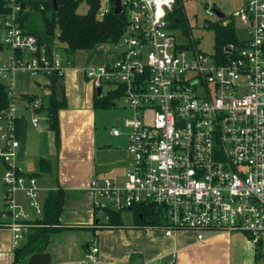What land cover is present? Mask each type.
<instances>
[{"label": "built area", "instance_id": "obj_1", "mask_svg": "<svg viewBox=\"0 0 264 264\" xmlns=\"http://www.w3.org/2000/svg\"><path fill=\"white\" fill-rule=\"evenodd\" d=\"M183 1L120 0L127 24L110 44L112 55L84 67L85 78L95 90L101 88L100 95L104 87L120 91L118 100L132 112L121 120L124 132L111 127L113 135L124 133L127 140L123 180L91 177L94 206L123 210L152 205L164 221L155 228L166 236L189 231L201 240L204 231H241L256 249H264V0H246L229 18L219 17L214 2L208 6L204 0L207 15L223 19L222 24L238 21L246 30L240 44L224 47L225 60L178 38L170 17L176 8L184 10ZM9 7L2 24V42L10 54L0 63L9 99L0 112V158L10 215L4 226L11 230L15 248L33 224L14 193L23 192L35 213L41 208L35 178L19 166L17 122L23 105L16 103L14 74L22 69L33 77H62L74 62L49 53L20 26L17 0H9ZM114 7L115 0H101L98 17ZM19 97L38 127L36 110L43 99ZM98 253L94 242L83 261L97 263ZM171 256L175 262V252ZM261 256L259 264H264V252ZM139 264H161V259Z\"/></svg>", "mask_w": 264, "mask_h": 264}, {"label": "crops", "instance_id": "obj_2", "mask_svg": "<svg viewBox=\"0 0 264 264\" xmlns=\"http://www.w3.org/2000/svg\"><path fill=\"white\" fill-rule=\"evenodd\" d=\"M0 27L3 34V26ZM24 29L32 34H41L43 31L42 29L37 33L31 28ZM54 42V39L49 40L52 51L58 53ZM2 44L1 37L0 52H3ZM93 49L89 50L90 53ZM80 56L81 52L78 51L77 55L72 57L74 66L59 78L56 85L57 94L63 95L66 101V105L58 111L59 148L55 144L45 109L47 90L46 94L38 95L35 89L41 86L40 82H32L30 79L34 77L22 69L16 70L14 74L16 93L19 96L35 94L41 97L43 107L37 114L39 116L45 112V124L39 122V126L34 127L30 122L31 112L25 108L23 102L19 110L20 117L26 118L25 112H29V119L26 118L25 150L19 160V166L25 173L34 175L38 188L36 200L41 213H35L21 191L14 193L15 201L19 208L28 214V221L33 224L32 222L42 214L48 191L61 187L64 192V206L60 215L61 228L49 235L43 251L50 255L49 264H88L83 261L84 254L94 242L99 249L98 262L95 264H139L143 260L159 258L161 264H235L237 261L233 250L236 247L240 249L237 264L253 261L256 263L258 258H262L264 249H256L248 235L241 231H204L203 238L199 240L189 231H177L166 236L160 228H135L132 223L112 228L100 226L103 221L97 213L101 210L95 211L94 198L88 186L89 180L96 175L117 181L118 179L113 178L116 174L122 175L123 180L127 140L124 133L113 135V126L107 128L103 125L104 114H100L98 109L93 107L96 90L84 75V67L92 64L89 63L90 60L101 64L108 60L109 56L101 50L93 56V61L90 55L85 56V61L80 60ZM40 158L49 161V169L46 166L39 170L37 165ZM4 170L5 164L0 158V211H5L6 203L5 189L1 181ZM9 220L10 215L5 212L3 221ZM206 233L209 235L205 236ZM24 241L25 236L19 240V245ZM173 252L176 254L175 262L171 256ZM13 262L12 232L3 225L0 226V264H14Z\"/></svg>", "mask_w": 264, "mask_h": 264}, {"label": "trees", "instance_id": "obj_3", "mask_svg": "<svg viewBox=\"0 0 264 264\" xmlns=\"http://www.w3.org/2000/svg\"><path fill=\"white\" fill-rule=\"evenodd\" d=\"M21 6L18 12V21L22 28L28 20V14L25 13L26 6H31L38 10L41 15L43 31L41 34H34L39 44H42L46 50L52 52L49 40L57 38L64 44L67 56L71 57L78 51L91 50L99 44H111L122 36L127 18L123 13H114L110 10L102 18L97 13L101 8V0H85L88 10L85 14L76 12L78 0H17ZM9 0H0V26L3 19L9 13ZM223 19L208 23L209 27L214 29V49L213 53L219 60H225L227 55L224 53V47L228 43H239L236 35L234 21L222 24ZM170 26L180 28L184 33H188L186 27V16L182 8H176L170 17ZM72 58V57H71ZM60 77L50 75L45 84L47 89V105L45 107L47 116L50 120L49 127L54 133V140L57 148L60 145V131L58 111L66 105L63 95L59 96L56 91V85ZM6 83L0 79V112L5 110L9 99L7 96ZM22 99L31 102L37 96L35 94L21 95ZM120 97V91L109 89L100 96L94 94L93 107L95 109H108L115 105V101ZM43 105L36 111H39ZM19 127V121L17 122ZM49 161L44 158L38 160L39 170L48 167ZM46 169V168H45ZM34 177L33 174H27ZM64 206V192L61 187L50 190L43 203L42 214L34 220L33 226L24 234L23 244L14 248V264H26L27 257L35 252H43L46 248L49 235L61 228L60 215ZM98 210L95 208V211ZM132 212V226L135 228H148L161 225L164 221L161 212L152 205H135L130 209ZM105 221L100 223L101 227H121L124 225L121 212L113 208H104L101 210ZM6 211H0V226L4 225L3 214Z\"/></svg>", "mask_w": 264, "mask_h": 264}, {"label": "rangeland", "instance_id": "obj_4", "mask_svg": "<svg viewBox=\"0 0 264 264\" xmlns=\"http://www.w3.org/2000/svg\"><path fill=\"white\" fill-rule=\"evenodd\" d=\"M208 1H209L208 6H212L214 2L213 5H215L217 9L223 12L225 14V17L229 18V15L233 11H235L236 9L242 6L244 0H208ZM183 7H184V13L186 16V27H187L188 33H184L180 28H177L178 30H176V34L178 38H180L182 41H189V40L192 41L196 49H198L201 52H205L208 54L213 53L214 29L212 27H209L208 23L215 22L218 20L216 19V17L209 16L205 13L204 0H184ZM87 8H88V5L85 0H78V6L76 9L77 13L79 14L85 13ZM25 13L28 14V20L26 22L25 27L31 28L33 29V31L37 33L41 32L43 29V25H42L43 23L41 20L40 12L31 6H26ZM234 23H235L234 26H235V31H236V35L238 39L245 38L246 30L244 26L238 21H235ZM1 37H2V29L0 27V41H1ZM2 46H3V52H0V61L8 57V55L10 54V49L4 43L2 44ZM54 48L57 50V52L59 53L61 57H67V53L64 49V44L60 42L57 38H55ZM93 50L94 51H91V53L89 50H85V52L79 51V53L81 52V56L79 57L80 60L83 61L86 58L85 57L86 55L87 56L90 55L92 56L91 59L93 61V56H95L97 52H100V50L104 52V54H106L107 56H110L112 55L113 47L110 44H107L105 46L99 45L95 47ZM92 52H94L95 54ZM75 55H77V52L71 57L73 56L75 57ZM89 63L96 64L95 62H91V60L89 61ZM30 80L32 82L37 80L38 82L41 83V86L35 89L38 95L42 96L46 94L47 89L45 87V84L48 82V79L46 77L39 75V76H35L34 78H31ZM105 91L106 90L104 87L103 93ZM16 103L18 105L22 104V100L20 99L19 95L16 97ZM98 112L100 114H104V117H103L104 124L103 125H105V127L110 128L111 126H116L122 132H124L125 130L123 129L121 125V120L124 117L131 116L132 114L131 110L128 107L124 106L120 100H116L115 105L108 109H98ZM25 115H26V118L29 119V112L26 111ZM44 116H45V112H42L39 115V119H40L39 122L42 124H45ZM122 138L124 139V136H122L121 139ZM113 146H115V144H113ZM113 178L118 179L117 181H121L122 175L116 174V176H113ZM97 214H98V217H100V219L104 222L105 218H104L103 213L99 211ZM121 218L124 223V226L131 224L132 223V212L130 210L123 209L121 212ZM207 235L209 234L206 233L205 236ZM233 252L236 256L235 259L238 262V256H239L240 249L236 247L234 248ZM256 261H257L256 263L259 264L262 261V258H258ZM237 262H235V264H237ZM254 263L255 261L248 263V264H254Z\"/></svg>", "mask_w": 264, "mask_h": 264}, {"label": "water", "instance_id": "obj_5", "mask_svg": "<svg viewBox=\"0 0 264 264\" xmlns=\"http://www.w3.org/2000/svg\"><path fill=\"white\" fill-rule=\"evenodd\" d=\"M113 11L116 14L121 12L120 0H115V7ZM215 12L219 17H223L224 15V13L218 9H215ZM100 94H101V88L97 87L96 95L100 96ZM19 131H20V147H19L18 158L20 160L23 157L25 150V142H26L27 119L24 116L20 118ZM49 262H50V255L47 252L32 253L26 259V264H49Z\"/></svg>", "mask_w": 264, "mask_h": 264}]
</instances>
